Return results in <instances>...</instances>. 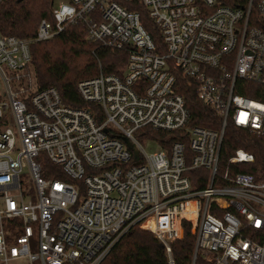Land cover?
Masks as SVG:
<instances>
[{
	"label": "built area",
	"instance_id": "1",
	"mask_svg": "<svg viewBox=\"0 0 264 264\" xmlns=\"http://www.w3.org/2000/svg\"><path fill=\"white\" fill-rule=\"evenodd\" d=\"M134 1L68 0L33 40L0 34V264H102L135 226L175 264L184 222L196 236L191 264H264V169L260 178L239 172L255 163L244 150L220 168L228 122L264 146V0H140L159 44L130 10ZM75 25L128 53L123 75L78 84L92 107L39 90L31 69V44ZM176 70L197 84L218 131L190 127ZM146 128L181 132L189 145L165 148ZM41 156L67 179L44 178ZM201 169L207 186L195 189L187 172Z\"/></svg>",
	"mask_w": 264,
	"mask_h": 264
},
{
	"label": "trees",
	"instance_id": "2",
	"mask_svg": "<svg viewBox=\"0 0 264 264\" xmlns=\"http://www.w3.org/2000/svg\"><path fill=\"white\" fill-rule=\"evenodd\" d=\"M56 0H0V34L14 36L19 39L33 40L42 20L53 21L52 8ZM130 10L139 12L141 20L156 44L161 43L160 33L153 20L147 15V9L140 0H135ZM31 69L34 73L39 90L55 88L59 91L63 101L76 108L92 107L84 103L78 95V84L87 79L97 77L101 72L109 75L121 76L125 72L128 53L114 50L96 44L88 39L87 28L84 25L69 26L62 34L45 42L31 44ZM177 82L175 91L186 103L191 115L190 127H202L218 131L221 119L199 98L198 86L192 80L175 71ZM237 93L252 99L259 96L237 89ZM149 138L159 140L161 145L169 148L175 141L183 140L189 145L187 137H181V132H159L145 129ZM142 140V138H141ZM237 150H244L253 154L254 164H243L238 167L239 172L262 177L264 169V146L260 140L247 130L237 128L228 122L220 168L224 171L227 159ZM43 168L46 179L66 180L59 174V169L42 156L38 159ZM195 189L207 186L209 171L191 170L187 172ZM184 237L172 243V257L175 264H191L196 236L192 232L190 223H183ZM102 264H169L166 249L156 236L150 231L133 227L114 247Z\"/></svg>",
	"mask_w": 264,
	"mask_h": 264
},
{
	"label": "rangeland",
	"instance_id": "3",
	"mask_svg": "<svg viewBox=\"0 0 264 264\" xmlns=\"http://www.w3.org/2000/svg\"><path fill=\"white\" fill-rule=\"evenodd\" d=\"M67 2H68V0H56L55 4L58 5L59 3H67ZM157 149H158V146L156 144L155 145L147 144V146H146V150L148 153L155 152V150H157Z\"/></svg>",
	"mask_w": 264,
	"mask_h": 264
}]
</instances>
